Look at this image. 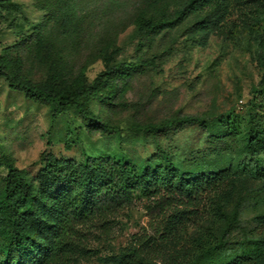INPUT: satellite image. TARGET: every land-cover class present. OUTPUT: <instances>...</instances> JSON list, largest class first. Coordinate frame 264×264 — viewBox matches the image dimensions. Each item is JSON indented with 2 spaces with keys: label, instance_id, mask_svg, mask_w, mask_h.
<instances>
[{
  "label": "rangeland",
  "instance_id": "obj_1",
  "mask_svg": "<svg viewBox=\"0 0 264 264\" xmlns=\"http://www.w3.org/2000/svg\"><path fill=\"white\" fill-rule=\"evenodd\" d=\"M140 13L165 24L146 32L136 23ZM0 58L7 63L0 72V191L9 165L36 187L51 155L76 163L109 157L166 165L187 179L221 171L233 181L228 206L238 205L225 235L258 257L247 264H264V144L254 153L246 146L250 134L264 141V0H206L198 7L190 0H10L0 4ZM140 60L151 63L130 73L114 103H89L101 121L119 127L110 133L88 125L75 108L52 118L54 106L7 81L17 74L65 89ZM202 113L204 126L130 131ZM208 193L203 185L193 198L137 192L130 205L78 224L74 253L62 264H115L136 237L152 238L172 207H187L197 214L186 234L156 250V264H173L177 248L204 224L198 215Z\"/></svg>",
  "mask_w": 264,
  "mask_h": 264
},
{
  "label": "trees",
  "instance_id": "obj_2",
  "mask_svg": "<svg viewBox=\"0 0 264 264\" xmlns=\"http://www.w3.org/2000/svg\"><path fill=\"white\" fill-rule=\"evenodd\" d=\"M8 2L10 0H0V4ZM205 2L190 0V5L198 7ZM136 23L146 32L165 24L164 21L145 18L141 13L136 17ZM150 63L151 60L122 61L102 73L105 76L102 80L97 77L89 85L73 84L65 89L34 84L17 74L9 75L7 81L10 88L23 92L25 96L54 106L52 118H56L61 110L75 108L88 125L110 133L119 127L101 121L89 103H114L121 83L133 70L148 67ZM6 64L0 58V72ZM206 121L204 113L187 114L160 122L137 124L130 131L157 134L176 126H204ZM263 144L264 141H258L254 135L247 137L249 153L257 152ZM223 174L211 171L187 179L175 177L166 165L139 167L127 159L109 157L76 163L51 155L35 187L20 169L9 165L0 191V217L4 223L0 227V264L69 262L75 250L73 238L78 224L130 205L137 192L155 196L162 190H170L171 195L178 193L193 198L202 185L209 188L207 206L198 215L204 226L194 228V236L177 248L173 264L255 262L258 257L254 253L245 251L237 239L225 235L227 228L236 222L238 205L228 206L233 181L227 173L223 179ZM194 212L187 207H172V211L158 224L160 227L155 230V235L152 238L136 237L132 245L121 250L115 264H156L158 245L168 238L181 239L187 232L190 219L196 218ZM222 229V238L217 239L216 234Z\"/></svg>",
  "mask_w": 264,
  "mask_h": 264
}]
</instances>
